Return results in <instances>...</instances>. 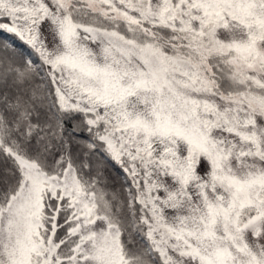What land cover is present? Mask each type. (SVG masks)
<instances>
[{"label":"snow or ice","instance_id":"snow-or-ice-1","mask_svg":"<svg viewBox=\"0 0 264 264\" xmlns=\"http://www.w3.org/2000/svg\"><path fill=\"white\" fill-rule=\"evenodd\" d=\"M0 264H264V0H0Z\"/></svg>","mask_w":264,"mask_h":264}]
</instances>
